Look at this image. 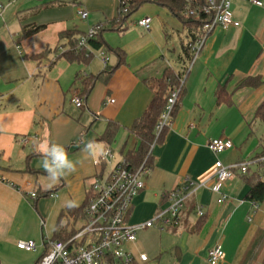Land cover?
Returning a JSON list of instances; mask_svg holds the SVG:
<instances>
[{"label": "crops", "instance_id": "0c3cea01", "mask_svg": "<svg viewBox=\"0 0 264 264\" xmlns=\"http://www.w3.org/2000/svg\"><path fill=\"white\" fill-rule=\"evenodd\" d=\"M51 1L0 0V264H36L45 252L44 241L55 239L58 228L68 234L82 224L83 217L71 215L65 202L83 205L95 176L137 148L139 138L130 126L154 95L146 79L159 78L166 69L181 75L184 93L171 124L153 146L146 187L132 200L128 224L145 222L166 208L163 194L183 185L187 177L198 186L191 189L177 225L139 230L128 248L148 256L135 264H210L209 251L219 244L225 259L218 264H238L256 230H264V200L256 208L240 168L250 165L264 180V163L259 166L253 159L264 151V121L255 119L264 99V0L262 5L231 0L240 25L216 26L192 64L184 54L191 39L180 19L158 3H145L125 29L103 32L105 40L119 49L107 55L116 68L87 93L84 80L105 68L102 52L94 50L88 63L69 61L60 55L69 47L60 33L66 29L84 33L95 24L110 22L118 15L119 0L43 5ZM79 8L88 11L86 19ZM145 17L152 19L149 29L136 24ZM30 24L45 27L24 36L23 29ZM47 50L46 56L33 57ZM250 76H260L261 83L239 86ZM220 88L231 101L218 99ZM76 94L84 99L83 107L73 102ZM110 121L118 130L106 143L101 137ZM218 137L230 139L232 148L215 154L208 143ZM33 138L63 145L70 159L82 163L75 173L47 188ZM90 140L117 146L107 165L96 166L82 151ZM218 158L234 168L222 189L228 195L223 202L211 189ZM34 190L35 198L30 196ZM198 206L204 210L202 217ZM19 240H34L36 250L18 248ZM256 264H264L263 256Z\"/></svg>", "mask_w": 264, "mask_h": 264}, {"label": "built area", "instance_id": "2783aa9c", "mask_svg": "<svg viewBox=\"0 0 264 264\" xmlns=\"http://www.w3.org/2000/svg\"><path fill=\"white\" fill-rule=\"evenodd\" d=\"M256 5H262L261 0H249ZM206 12L213 11L210 21L203 25L202 33L195 41H190L188 47L191 49V64L194 62L204 46L208 34L216 27L229 28L239 26L240 21L234 17L231 10V0H208ZM82 19L88 17V11L79 8ZM152 19L141 18L136 24L149 29ZM102 23L91 26L84 34L79 36L78 48L88 47V40L97 36L102 29ZM106 65L109 57L100 53ZM180 94V87L173 88L168 98L164 112L155 127V138L146 157L138 165L127 159H123L107 170L98 173L89 187V197L85 209V217L82 224L75 229V232L66 239H47L44 241L45 252L36 264H135L136 261H146L148 256L141 252L134 254L129 244L137 239V232L150 227H157L165 230L168 227L177 225L181 219L182 211L185 208L186 200L191 189L198 186V182L187 177L183 185H177L163 196L168 205L160 208L155 215L141 223L128 224L127 217L130 213L132 200L136 194L146 187V179L151 171L152 149L159 136L166 127H169L172 119V111L177 103ZM113 101V99L111 100ZM73 102L78 107L84 106V99L76 94ZM28 138L25 137L24 141ZM233 142L226 138H212L208 147L219 154L232 148ZM108 156L101 159L96 166L105 164L114 157L112 147H107ZM264 162V156L260 158ZM247 164H241L240 168L245 171ZM234 168L224 165L221 159L214 163V178L212 191L219 193V202H223L228 195L222 189L225 183L233 176ZM31 197H37V192L31 191ZM256 208L258 202L254 201ZM198 216L205 213L201 206L197 207ZM17 246L20 249L36 250L37 243L34 240H19ZM225 259V252L217 244L210 251L208 261L210 264H218Z\"/></svg>", "mask_w": 264, "mask_h": 264}, {"label": "trees", "instance_id": "16d2710c", "mask_svg": "<svg viewBox=\"0 0 264 264\" xmlns=\"http://www.w3.org/2000/svg\"><path fill=\"white\" fill-rule=\"evenodd\" d=\"M219 1V0H217ZM75 3L79 6V0H54L51 2L44 3V6H50L54 4H65ZM154 2L166 7L173 15H175L182 22L183 26L187 29L188 35L190 36L191 42L195 41L196 38L202 33L203 25L210 21L213 16V11L206 12L205 7L208 6V0H119L118 15L108 23H103L102 29L99 31L97 36L88 40V47L78 48L79 36L84 34L76 29H66L60 33V38L67 39L68 49L63 51L61 56H64L69 61H79L88 63L91 59L94 50L100 51L105 55L111 52H118L119 49L113 48L103 37V32L107 29L119 28V30L125 29V25L128 19L139 10V8L145 3ZM44 25L30 24L26 25L23 29L24 36H30L40 31ZM49 50L34 54L33 57L40 59L46 56ZM184 54L186 58L191 59V49L188 45H184ZM116 66L109 64L105 65L103 72L98 75L89 76L84 80L86 84V90L84 93L94 85L98 79H109L113 74ZM262 78L260 76H250L243 79L239 86H257L261 83ZM147 85L154 91L153 98L143 114L138 117L133 124L130 126V131L139 138V145L137 148L129 150L126 154V159L131 161L133 164L138 165L146 157L150 145L155 138V127L159 121L162 113L164 112L168 98L173 88L180 87V94L177 103L172 111V116L179 107L181 97L184 93V83L181 80V75L174 73L171 69H166L163 76L159 78L146 79ZM218 99L231 101L229 95L224 92L223 88L218 90ZM255 119L264 121V99L259 104L255 112ZM167 128V127H166ZM165 128V129H166ZM164 129V130H165ZM118 130V124L114 121H110L102 135V140L106 143H111L115 138ZM163 130V132H164ZM162 132V133H163ZM264 156V151L253 159L255 163L262 166L264 163L260 158ZM257 159V160H256ZM257 171H252L250 165H247L246 170L241 174L244 180L250 185L248 197L256 202L264 200V180L257 177ZM89 197V194H88ZM87 201L79 206L69 208V212L74 217H85V209ZM75 230L70 233H66V229L63 227L58 228V232L55 239H66ZM263 256L264 261V230L259 228L252 236L244 254L238 264H256L259 259Z\"/></svg>", "mask_w": 264, "mask_h": 264}, {"label": "clouds", "instance_id": "9594fccd", "mask_svg": "<svg viewBox=\"0 0 264 264\" xmlns=\"http://www.w3.org/2000/svg\"><path fill=\"white\" fill-rule=\"evenodd\" d=\"M2 130L3 126H0V131ZM33 144L41 155L40 166L46 174L47 188L49 189L60 183L63 178L75 173L77 166L82 163V161L70 159L63 145L53 143L46 138L42 140L33 138ZM82 151L87 154L88 158L97 163L108 156L106 145L95 140L87 141ZM65 206L72 208L76 204L74 201L68 200L65 202Z\"/></svg>", "mask_w": 264, "mask_h": 264}, {"label": "rangeland", "instance_id": "374dc122", "mask_svg": "<svg viewBox=\"0 0 264 264\" xmlns=\"http://www.w3.org/2000/svg\"><path fill=\"white\" fill-rule=\"evenodd\" d=\"M132 17V16H131ZM182 39H186V36L185 35H182L181 36ZM178 43H179V46L181 47L182 46V42L180 41V38H178ZM112 149L115 151L117 150V146L115 145H112ZM92 183V182H91ZM91 183L89 185H91Z\"/></svg>", "mask_w": 264, "mask_h": 264}]
</instances>
